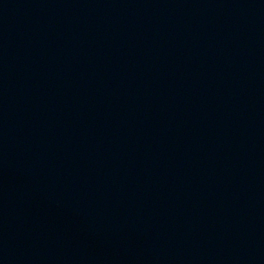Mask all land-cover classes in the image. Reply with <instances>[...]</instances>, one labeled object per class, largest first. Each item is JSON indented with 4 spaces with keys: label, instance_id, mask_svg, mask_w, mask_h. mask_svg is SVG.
I'll list each match as a JSON object with an SVG mask.
<instances>
[{
    "label": "water",
    "instance_id": "water-1",
    "mask_svg": "<svg viewBox=\"0 0 264 264\" xmlns=\"http://www.w3.org/2000/svg\"><path fill=\"white\" fill-rule=\"evenodd\" d=\"M0 264H264V0H0Z\"/></svg>",
    "mask_w": 264,
    "mask_h": 264
}]
</instances>
